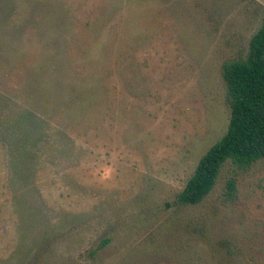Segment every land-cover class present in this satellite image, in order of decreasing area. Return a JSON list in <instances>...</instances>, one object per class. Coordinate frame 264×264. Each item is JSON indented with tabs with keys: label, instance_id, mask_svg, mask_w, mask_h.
Here are the masks:
<instances>
[{
	"label": "rangeland",
	"instance_id": "374dc122",
	"mask_svg": "<svg viewBox=\"0 0 264 264\" xmlns=\"http://www.w3.org/2000/svg\"><path fill=\"white\" fill-rule=\"evenodd\" d=\"M263 24L264 0H0V264H264V159L178 202Z\"/></svg>",
	"mask_w": 264,
	"mask_h": 264
},
{
	"label": "trees",
	"instance_id": "16d2710c",
	"mask_svg": "<svg viewBox=\"0 0 264 264\" xmlns=\"http://www.w3.org/2000/svg\"><path fill=\"white\" fill-rule=\"evenodd\" d=\"M222 76L231 112L228 130L200 159L178 196L182 205L203 202L227 162L247 170L264 159V24L251 38L247 56L227 61ZM235 193L236 180L231 179L227 195L234 197Z\"/></svg>",
	"mask_w": 264,
	"mask_h": 264
}]
</instances>
